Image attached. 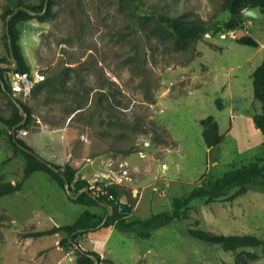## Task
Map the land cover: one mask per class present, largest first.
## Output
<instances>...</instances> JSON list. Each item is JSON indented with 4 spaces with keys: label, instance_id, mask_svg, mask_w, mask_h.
<instances>
[{
    "label": "rangeland",
    "instance_id": "374dc122",
    "mask_svg": "<svg viewBox=\"0 0 264 264\" xmlns=\"http://www.w3.org/2000/svg\"><path fill=\"white\" fill-rule=\"evenodd\" d=\"M0 2V67H7L13 60L2 9L19 3L39 9L45 0ZM164 17L220 28L229 13L225 0H52L51 17L17 24L25 60L45 80L13 98L0 89L1 116H16L14 100L31 110L32 121L16 137L44 159L75 167L76 180L91 185L121 166L129 171L128 181L114 185L133 206L128 219L169 211L174 198L203 181L264 156V135L252 119L261 111L252 72L264 63V17L251 24L244 17L235 33L210 32L185 48ZM208 116L223 135L212 148L200 123ZM0 130V181L16 183L26 160L14 156L12 129L1 120ZM85 210L104 213L72 202L66 189L34 173L21 191L0 198V264H76L73 255L50 252L53 234L28 236L37 230L11 220L47 228L71 224ZM186 214L151 229L149 239L138 236L137 226L99 232L93 242L104 264H238V253L191 238L188 230L264 239V188L227 201L195 199ZM248 250L260 258L239 264H264L261 249Z\"/></svg>",
    "mask_w": 264,
    "mask_h": 264
},
{
    "label": "trees",
    "instance_id": "16d2710c",
    "mask_svg": "<svg viewBox=\"0 0 264 264\" xmlns=\"http://www.w3.org/2000/svg\"><path fill=\"white\" fill-rule=\"evenodd\" d=\"M43 5L38 9L29 4L19 3L13 9L7 7V13L2 12V17L5 20V38L7 41L6 46L9 51V58L11 60H16L18 66L17 70L19 71L31 72V68L25 60L19 44V31L17 24L32 18L44 21L51 17L52 0L49 1V7L43 15L31 14V12H37L38 10H40L38 12H41L44 8ZM255 6H261L262 11L264 12V0H225V7L229 13V18L221 22L220 28H215V26H205L203 24L189 25L182 23L176 17H164V20L172 29V33L178 46L185 48L189 42H197L201 40L205 34L210 32L216 33L221 31L223 33L241 28L245 21L243 14L244 9ZM21 7L28 9V11ZM16 9L17 11L14 13ZM8 15H11L9 19L11 47L9 46L8 36L6 34V18ZM2 62L6 65L10 63V61L4 59ZM6 72H10L8 67H0V89L10 98H13L11 88L5 82ZM252 80L254 99L261 103V111L254 114L252 119L256 128L264 135V63L255 68L252 73ZM2 82L4 83V86L2 85ZM39 83L34 89L39 88ZM218 103L219 107L222 108L221 103ZM14 107L17 112L15 117L6 119L0 115V120L12 129L13 133L9 134V138L14 147V156L21 153L25 157L26 164L22 179L19 182L13 183L0 181V198L21 191L25 181L36 172L45 173L63 189H66L65 185L68 183L70 192L71 185L74 183L75 194L85 187L89 188L90 183L88 181L82 179L76 180L78 170L75 167L70 164H65L63 166L58 165L44 159L24 140L16 137L17 130L25 129L30 124L32 121V113L29 107L22 104V108L28 117L25 124L17 127V125L23 120V117L20 115L21 113L16 103L14 104ZM200 123L202 125L203 142L207 148L217 146L223 141V135L220 133L219 123L214 116H208L202 119ZM4 132L5 131L0 130V135ZM251 187L264 188V156L248 164L242 165L239 168L227 171L219 178H210L203 181L200 185L195 186L186 196L174 198L171 210L152 214L149 218L136 217L128 219L129 214L120 213L117 199L121 197V192L116 186L104 187L103 192L99 195L93 194L91 189H89L88 192L83 191L77 198L69 196V199L76 204H83L88 207H101L104 211L102 215L85 210L71 224L54 226L50 229L28 233V236L42 237L64 232L66 236L60 240V246H62L67 252L73 249L75 245H78V238L80 236L110 226H115L122 231H129L132 228L139 226L140 230L138 231V236L142 239H149L151 236V229L164 223L187 218L186 213L193 200L206 199L207 203L219 200H232L244 195ZM128 203L130 204V207L133 208L130 200H128ZM106 205L113 209V214L109 215L106 221L103 222L104 218L111 210L106 207ZM188 235L202 243L219 246L225 252L238 253L236 259L238 264L244 262L243 260L246 261V258L250 260H258L260 258L258 253L248 250L250 248L261 249L262 255L264 256V239L256 235H226L201 229H189ZM75 255L76 264H95L92 256H96L98 264H104L101 255L95 251H85L78 247L75 249Z\"/></svg>",
    "mask_w": 264,
    "mask_h": 264
},
{
    "label": "built area",
    "instance_id": "2783aa9c",
    "mask_svg": "<svg viewBox=\"0 0 264 264\" xmlns=\"http://www.w3.org/2000/svg\"><path fill=\"white\" fill-rule=\"evenodd\" d=\"M249 24L252 23L251 19H246ZM244 24V27H248L249 24ZM236 30L228 31L229 33H235ZM225 36V35H223ZM10 83L8 84L11 88L13 94L25 93L28 94L31 92L37 83L43 81L45 77L39 73L32 74L31 72H23L19 70H12L9 72ZM130 179L129 171L121 166L120 170H111L110 173L100 181H95L89 187L93 194L99 195L103 192L104 187L122 185ZM94 189L98 190V193H95Z\"/></svg>",
    "mask_w": 264,
    "mask_h": 264
},
{
    "label": "water",
    "instance_id": "95a60500",
    "mask_svg": "<svg viewBox=\"0 0 264 264\" xmlns=\"http://www.w3.org/2000/svg\"><path fill=\"white\" fill-rule=\"evenodd\" d=\"M11 1H14V0H11ZM49 1L50 0H45L44 8H43V10L41 12H31V14H33V15H43L46 12L47 8L49 7ZM21 8H23V7H21ZM23 9H26V8H23ZM7 10H8L7 8H4L2 10V12L3 13H7ZM26 10L28 11V9H26ZM16 11H17V9L14 11V13ZM243 14H244V17L247 18V19H255V20H258V19H261V18L264 17V12L262 11L261 6H255V7L249 8V9L245 10ZM10 17H11V15H8L7 18H6V34L8 36L9 46L11 47L10 29H9V19H10ZM7 67L10 69V71L17 70V67L18 66H17L16 60L14 59L13 60V64H11V65L9 64ZM5 82L7 84L10 83L9 72H6V74H5ZM2 85L4 86V83L3 82H2ZM14 101H15L17 107L19 108L20 113L25 116V118H24V120L22 122V124H23L26 121L27 114L23 110L22 104L19 103L16 100H14ZM14 130H15V128H14ZM65 188H66V191H67L68 195L70 197H73V198H77L83 191H86V192L89 191V188L88 187H85L84 189L80 190L77 194L74 195V194H72L70 192L69 184L68 183H66ZM117 204L119 205V212L120 213H126V214L132 213L133 208L130 207V204L128 203V201H127V199H126L125 196L119 197L117 199ZM106 207L110 208V206H108V205H106ZM110 209L111 210H110L109 214L104 218V221L103 222L106 221V219L108 218L109 215H112L113 214V209L112 208H110ZM92 259L95 261V264H98V261H97L96 256H92Z\"/></svg>",
    "mask_w": 264,
    "mask_h": 264
},
{
    "label": "crops",
    "instance_id": "0c3cea01",
    "mask_svg": "<svg viewBox=\"0 0 264 264\" xmlns=\"http://www.w3.org/2000/svg\"><path fill=\"white\" fill-rule=\"evenodd\" d=\"M100 209L103 210V208H101V207H100ZM93 213H95V212H93ZM11 221H12L13 224H20L22 228L34 227L37 231H39V230H45V229H50V228H52L54 226H61V225L54 224L53 226H50V227H47V228H42L41 226H39V224L37 223V221L36 222H30V221L24 220L22 222H19L14 216H12V220ZM115 229H117L115 226H110V227H107V228H102V229H100L98 231L86 233V234H84V235H82V236H80L78 238V245H75L74 248L71 249L69 252H67L62 246H60V240L62 238H64L66 236V234L64 232L53 234L54 241L51 242V245L54 246V248H52L50 250V252L56 250V251L61 252V253H66L65 255L66 256H69V257H72V255H73V256H75V260H76L75 249L79 247V248H81L82 250H85V251H95V252L99 253L100 255L102 254V257L103 258H106L104 256V254H103V250H101L100 248L99 249L96 248V246L94 245L93 239L95 238V236L99 232L107 231L108 232L107 233L108 234L107 236H109L110 233H111V231H113ZM63 234H65V235H63ZM44 256L46 257L48 255H46L44 253ZM58 263H59V261L57 263H55V264H58Z\"/></svg>",
    "mask_w": 264,
    "mask_h": 264
}]
</instances>
